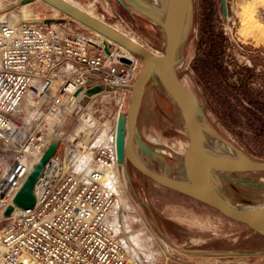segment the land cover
<instances>
[{
    "label": "built area",
    "instance_id": "1",
    "mask_svg": "<svg viewBox=\"0 0 264 264\" xmlns=\"http://www.w3.org/2000/svg\"><path fill=\"white\" fill-rule=\"evenodd\" d=\"M63 16L0 20V155L8 163L0 170V214L89 96L76 117L84 127L67 134L35 187L36 206L17 209L0 230V264H133L137 254L116 224L128 186L117 160V119L101 123L90 110L100 97L115 103L117 116L123 112L138 60L121 56L95 31L75 33L71 27L79 22ZM95 88L101 90L89 94ZM29 94L32 105L25 107Z\"/></svg>",
    "mask_w": 264,
    "mask_h": 264
},
{
    "label": "rangeland",
    "instance_id": "2",
    "mask_svg": "<svg viewBox=\"0 0 264 264\" xmlns=\"http://www.w3.org/2000/svg\"><path fill=\"white\" fill-rule=\"evenodd\" d=\"M70 1L105 24L134 38L156 55L164 53L166 32L161 23L130 4L124 7L115 0ZM140 1L152 6L151 0ZM193 1L192 24L180 51L183 61L177 73L200 101L208 124L246 156L264 162V0ZM17 2L20 3L16 8L0 14L4 15V20H8L12 11L18 19L64 17L40 0H0V9L5 10ZM208 9L216 33L223 34L224 38L222 57L225 77L215 79L214 75L201 76L193 64L197 54L207 50V45L201 48L200 36ZM71 28L75 33L92 35L91 30L82 24H73ZM135 58L138 60L139 73L144 60L137 55ZM146 88L138 114L137 131L144 144L152 151H157L160 158H149L138 145H135L136 152L147 166H151L152 171L179 176L183 171V154L189 140L183 117L159 81L157 84L150 82ZM245 88L251 92L261 110L245 99ZM127 102L128 106L121 115L127 113L130 104ZM117 113L115 103L102 101L100 97L90 110L94 120L108 125L115 123ZM82 122L69 116L63 127L67 134L73 136L84 127ZM7 164L6 161L2 162L0 155V170ZM127 176L131 182L124 187L123 204L116 219L122 217L124 229L121 234L124 239L131 237L130 240L137 247H134L133 253L139 251L136 253L138 260L132 261L133 264H167L173 258L184 262L188 257L194 259L199 255L214 256L210 264L226 263L231 259L237 260L239 264H264L262 236L224 218L198 201L153 183L130 163ZM232 178L264 185V182L259 181L264 180V174H239ZM218 185L222 197L235 206L264 204V187L237 184L226 178L221 179ZM5 224L6 220L0 221V230ZM161 233L174 246L167 243ZM201 251L213 253L200 254ZM241 253L250 255H227Z\"/></svg>",
    "mask_w": 264,
    "mask_h": 264
},
{
    "label": "water",
    "instance_id": "3",
    "mask_svg": "<svg viewBox=\"0 0 264 264\" xmlns=\"http://www.w3.org/2000/svg\"><path fill=\"white\" fill-rule=\"evenodd\" d=\"M40 1L47 6H52L61 14L70 17L77 23L79 22L89 30L99 33L113 43L125 47L132 55H137L144 60L143 66L138 73L139 76L133 86L127 113L118 116L116 125L118 162L122 164L126 160L129 161L138 172L142 173L153 183L155 182L167 190L169 189L181 196H185L196 202L198 201L212 208L217 213H220L224 218L236 224H241L264 238V207L254 209L239 208L222 197L218 185L221 179L226 178L237 184L241 183L252 187L263 188V184L257 182L252 183L247 179H236L232 177L239 174H264V162L246 156L243 151L231 142H228L224 137L222 138L208 124L200 101L184 85L179 73H177V69L183 61L180 57V51L192 24L194 1L166 0L165 9L162 12L154 9L152 6H147L140 0H115L124 7L130 4L142 14L161 23L166 32V46L161 56H156L144 47L135 45L123 34L114 31L108 24H104L93 17L91 18L64 0ZM19 3L17 2L9 8L1 10L0 14L13 10ZM106 53H110L108 47H106ZM120 61L121 63H130V60L125 57L120 58ZM158 81L178 107L189 136L188 146L183 155V172L185 176L182 181L175 180L169 175L159 174L150 170L135 150V145H138L141 151L149 158H160L159 154L144 144L140 133L137 131L138 114L142 104V98L147 89L146 87L150 82L157 84ZM100 90V88H95L89 94H94ZM81 91L80 89L75 96L78 97ZM88 102L89 96L84 95L79 101L80 106L73 112L72 116L74 118L78 117L82 107L87 106ZM126 126H128L129 131L127 143ZM66 136L67 133L65 127H63L54 136L48 149L38 161L39 163L28 175L26 182L13 198L12 204L0 214V220L11 218L17 209L27 211V209H32L36 206L35 187L40 181L48 161L58 152L59 146ZM209 137L220 139L232 146L234 156H219L211 150L209 151L206 147V141ZM161 235L167 243L174 246L163 233Z\"/></svg>",
    "mask_w": 264,
    "mask_h": 264
},
{
    "label": "bare ground",
    "instance_id": "4",
    "mask_svg": "<svg viewBox=\"0 0 264 264\" xmlns=\"http://www.w3.org/2000/svg\"><path fill=\"white\" fill-rule=\"evenodd\" d=\"M65 2H67L68 4H70V5H73L75 8H77V9H80L81 11H83L84 13H86L88 16H90L91 18L93 17V18H95V19H98L99 21H101L99 18H97L95 15H93V14H91V13H89V12H86L85 10H83L81 7H79V6H77V5H75L74 3H72L70 0H64ZM166 0H151V1H149L151 4H152V6H153V8L154 9H156V10H158V11H162L163 10V8L165 7V5H166V2H165ZM55 9V8H54ZM2 9H0V11H1ZM56 10V9H55ZM58 11V10H57ZM59 12V11H58ZM9 15V14H8ZM138 17V16H137ZM0 20H4V15H0ZM21 20H28V19H24V18H21V19H18V17H17V15H15V13H14V11H12V13L10 14V16H9V18H8V21H10L11 23H13V24H16V23H18V22H20ZM102 22V21H101ZM104 23V22H103ZM105 24V23H104ZM110 26V25H109ZM114 31H116V32H118V33H120V34H123L125 37H127L132 43H134L135 45L137 44V45H139V46H142L141 44H139L134 38H132V37H130V36H127V35H125L123 32H120V31H118L117 29H115V28H113L112 26H110ZM97 33V32H96ZM99 34V33H98ZM117 45V44H116ZM118 46V48H119V50H120V52H119V54L122 56V55H124V56H126V57H128V58H132L133 56H132V54L125 48V47H123V46H119V45H117ZM142 47H144V46H142ZM145 48V47H144ZM146 49V48H145ZM149 51V50H148ZM149 52H151V51H149ZM152 54H154V55H156L155 53H153V52H151ZM156 56H161V55H156ZM166 98V97H165ZM30 105H32V96L29 94L27 97H26V99H25V101H24V104H23V106H25V107H29ZM118 116H121V114L119 113V115ZM117 116V117H118ZM119 118V117H118ZM118 118H117V120H118ZM83 128V127H82ZM81 128V129H82ZM81 129H79L77 132H80L81 131ZM126 131H127V134H126V143H127V141H128V139H129V131H128V126H126ZM78 134V133H77ZM74 136V135H73ZM73 136H71V137H73ZM135 145V144H134ZM206 147H207V149L210 151H212V152H214L215 154H217V155H219V156H234V150H233V148H232V146H230L229 144H227L226 142H224V141H222V140H220V139H216V138H212V137H209L208 139H207V141H206ZM135 150H136V147H135ZM153 151H155V150H153ZM157 154H159L157 151H155ZM160 152V151H159ZM184 155V154H183ZM138 156H139V154H138ZM141 159V158H140ZM184 159V158H183ZM164 160V159H163ZM127 162H129V161H125V163H122V165H123V173H124V167H125V165H126V163ZM144 162V161H143ZM166 162V161H165ZM145 163V162H144ZM169 165V164H168ZM147 166V165H146ZM150 170L152 169L151 168V166H147ZM160 168L161 169H163V167L162 166H160ZM155 172V171H154ZM159 172V171H158ZM157 173V172H156ZM125 174V173H124ZM184 176H185V173L182 171V174L181 175H179V176H171V177H173L175 180H179V181H182V179H184ZM125 178H126V180H127V182H128V184L130 185V180H129V178L127 177V174H125ZM259 181H261V182H264V180H262V179H260ZM237 207H241V208H246V209H254V208H260V207H264V204L263 205H254V206H247V205H243L242 204V206H237ZM122 208V204H121V206L117 209V212H116V215L118 214V212L120 211V209ZM19 212V210H16L15 212H14V214H17ZM117 217V216H116ZM117 228H118V230H120V231H122L123 229H124V223H123V221H122V217L121 216H119L118 218H117ZM126 230V229H125ZM131 238V237H130ZM130 238L128 237L127 239H126V244H128V247H129V249L130 250H133V252H134V247H135V245L133 244V242L130 240ZM135 248H137V247H135ZM180 251V250H179ZM137 252H139V251H137ZM137 252H135V253H137ZM141 255V254H140ZM139 255V256H140ZM219 264H239V262L237 261V260H235V259H231V260H228L226 263H223V262H219Z\"/></svg>",
    "mask_w": 264,
    "mask_h": 264
},
{
    "label": "trees",
    "instance_id": "5",
    "mask_svg": "<svg viewBox=\"0 0 264 264\" xmlns=\"http://www.w3.org/2000/svg\"><path fill=\"white\" fill-rule=\"evenodd\" d=\"M208 9L206 17H204V23L201 27L200 46L207 45V50L199 52L194 59V68L201 76L214 75L213 78L224 76L223 66V46L224 38L223 34H217L214 29L213 18ZM223 74V75H222ZM225 77V76H224ZM245 99L248 100L250 105L256 106L258 110H261L259 104H257L252 98L251 92L248 88L244 89ZM261 113V112H260ZM263 113V111H262Z\"/></svg>",
    "mask_w": 264,
    "mask_h": 264
},
{
    "label": "crops",
    "instance_id": "6",
    "mask_svg": "<svg viewBox=\"0 0 264 264\" xmlns=\"http://www.w3.org/2000/svg\"><path fill=\"white\" fill-rule=\"evenodd\" d=\"M170 236V235H169ZM171 246H173L172 244H171ZM189 251V250H188ZM202 253H200V254H212L213 252H211V251H201ZM227 255H232V256H239V257H241V256H247V255H250L249 253H241V254H227ZM213 258H214V256H204V255H199V257H195L194 259H190L189 257H188V260L187 259H185L184 260V262L183 261H181V260H179V259H177V258H173V259H171L170 260V262L169 263H167V264H203L204 262L205 263H207V264H210V261H212L213 260ZM209 261V262H208ZM156 264V263H155ZM212 264V263H211Z\"/></svg>",
    "mask_w": 264,
    "mask_h": 264
},
{
    "label": "flooded vegetation",
    "instance_id": "7",
    "mask_svg": "<svg viewBox=\"0 0 264 264\" xmlns=\"http://www.w3.org/2000/svg\"><path fill=\"white\" fill-rule=\"evenodd\" d=\"M128 164H129V162H127L126 165H125V167H124V168H125V169H124V170H125V171H124L125 174H127ZM127 177H128V176H127Z\"/></svg>",
    "mask_w": 264,
    "mask_h": 264
}]
</instances>
